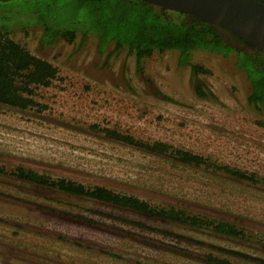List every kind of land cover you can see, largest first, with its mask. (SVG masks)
Segmentation results:
<instances>
[{
	"label": "rangeland",
	"instance_id": "374dc122",
	"mask_svg": "<svg viewBox=\"0 0 264 264\" xmlns=\"http://www.w3.org/2000/svg\"><path fill=\"white\" fill-rule=\"evenodd\" d=\"M89 11L78 0L0 1V28L57 71L48 87L31 86L35 106L0 104V264H264V112L248 103L235 55L198 51L179 67L177 52L153 50L139 66L134 44L99 49L105 26ZM39 21L90 34L45 46ZM191 66L206 73L192 77ZM154 143L167 152L143 145ZM177 151L204 163H183ZM19 168L201 224L26 182ZM220 223L238 234L217 232Z\"/></svg>",
	"mask_w": 264,
	"mask_h": 264
},
{
	"label": "trees",
	"instance_id": "16d2710c",
	"mask_svg": "<svg viewBox=\"0 0 264 264\" xmlns=\"http://www.w3.org/2000/svg\"><path fill=\"white\" fill-rule=\"evenodd\" d=\"M255 1L264 4V0ZM78 2L89 7L90 14L93 13L95 17L99 18L100 21L95 22L105 26L103 34L100 33L104 39L100 42L99 49H105L109 42H114L116 48L134 44L137 50V64L139 66L142 53L153 50L159 53L177 52L179 67L189 66L191 55L198 51L217 54L223 59H227L234 54L236 57V68L246 75L247 82L251 87L247 99L248 103L256 111L264 112V54L254 50L241 38L224 29L208 25L187 15L174 13L176 15L174 17L166 10L148 5L139 0H78ZM35 25L44 29L42 38L45 46L53 44L57 37H63L71 42L76 34L81 32L76 29L54 30L49 24L42 21ZM28 27L19 28L27 29ZM11 30L9 28H0V104L25 110L36 105L32 98L33 91L31 86L48 87L56 77L57 71L49 62L32 55L23 46L15 42L10 37ZM81 33L83 36L90 34L89 32ZM110 34L113 36L107 40V36H111ZM97 37L100 40L101 37L98 34ZM230 39L232 41L234 39L246 46L250 49V52H244L232 47L229 42ZM199 73H206V71L199 66H191L192 77ZM197 96L206 98V94L200 88L197 90ZM105 133L113 139L142 146V144L134 142L132 138L115 131L105 130ZM143 145L146 149L153 152H167V146L161 143ZM176 155L183 163L196 165L204 163L202 158L189 152L177 151ZM223 169L228 174L240 179L253 180V176H246L229 168ZM15 175L23 181L56 188L67 194L90 197L165 219L190 221L193 225L201 224V221L197 218L185 219L181 212L174 210L157 211L134 197L120 195L102 187L88 189L72 181L64 179L54 180L46 175H40L21 168L17 169ZM215 229L217 232L230 236L238 234L233 226L224 223L218 224Z\"/></svg>",
	"mask_w": 264,
	"mask_h": 264
},
{
	"label": "water",
	"instance_id": "95a60500",
	"mask_svg": "<svg viewBox=\"0 0 264 264\" xmlns=\"http://www.w3.org/2000/svg\"><path fill=\"white\" fill-rule=\"evenodd\" d=\"M224 29L264 54V4L255 0H139Z\"/></svg>",
	"mask_w": 264,
	"mask_h": 264
},
{
	"label": "flooded vegetation",
	"instance_id": "af4514ba",
	"mask_svg": "<svg viewBox=\"0 0 264 264\" xmlns=\"http://www.w3.org/2000/svg\"><path fill=\"white\" fill-rule=\"evenodd\" d=\"M235 41H236V40H235ZM229 42H230V45H232V47H234V48L238 49L236 46H234V45H233V43H232V39H230V41H229Z\"/></svg>",
	"mask_w": 264,
	"mask_h": 264
}]
</instances>
